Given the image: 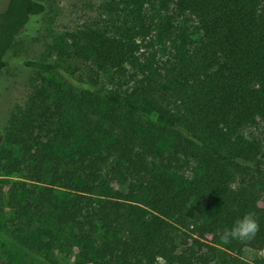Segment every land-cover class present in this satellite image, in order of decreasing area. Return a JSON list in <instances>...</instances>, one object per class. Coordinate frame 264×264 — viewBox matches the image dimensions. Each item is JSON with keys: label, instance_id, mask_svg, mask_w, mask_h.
<instances>
[{"label": "trees", "instance_id": "obj_1", "mask_svg": "<svg viewBox=\"0 0 264 264\" xmlns=\"http://www.w3.org/2000/svg\"><path fill=\"white\" fill-rule=\"evenodd\" d=\"M53 1L0 7V81ZM76 28L21 61L44 87L0 131L12 218L53 208L90 264H264V0H98ZM249 212L260 232L224 244Z\"/></svg>", "mask_w": 264, "mask_h": 264}, {"label": "rangeland", "instance_id": "obj_2", "mask_svg": "<svg viewBox=\"0 0 264 264\" xmlns=\"http://www.w3.org/2000/svg\"><path fill=\"white\" fill-rule=\"evenodd\" d=\"M5 1L0 0V7ZM97 3L98 0H54V15H50L49 20L47 18L46 21H40L36 29H28L32 35L39 36V41L29 40L20 52L8 54L10 63L0 81V131L5 116L22 111L32 94L43 93L42 82L36 77V73L23 67L22 59L45 54L46 43L59 46L65 42L76 27L94 16ZM45 76L50 77L48 74ZM253 132L263 138L264 123H258ZM3 147L19 155L17 146L4 144ZM23 173L24 171H18L4 175V172H0V180H19ZM1 186L0 252L9 259L10 264H90L82 259L80 251L85 246L90 257L92 247L84 245L69 231L58 232L56 211L53 208L46 207L38 214L31 213L16 221L12 218V210L6 205L5 183ZM55 195L60 205H70L72 195L63 187L55 186ZM262 254V251L245 247L242 257L245 261L255 264Z\"/></svg>", "mask_w": 264, "mask_h": 264}, {"label": "clouds", "instance_id": "obj_3", "mask_svg": "<svg viewBox=\"0 0 264 264\" xmlns=\"http://www.w3.org/2000/svg\"><path fill=\"white\" fill-rule=\"evenodd\" d=\"M260 232L259 217L254 212L244 214L230 227L226 228L220 236L224 244L232 240L249 241Z\"/></svg>", "mask_w": 264, "mask_h": 264}]
</instances>
